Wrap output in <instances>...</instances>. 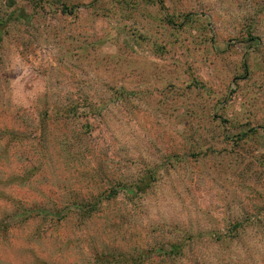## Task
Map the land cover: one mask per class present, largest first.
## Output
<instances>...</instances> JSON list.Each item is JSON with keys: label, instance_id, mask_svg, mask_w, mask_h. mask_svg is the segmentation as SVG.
Segmentation results:
<instances>
[{"label": "rangeland", "instance_id": "obj_1", "mask_svg": "<svg viewBox=\"0 0 264 264\" xmlns=\"http://www.w3.org/2000/svg\"><path fill=\"white\" fill-rule=\"evenodd\" d=\"M0 264H264V0H0Z\"/></svg>", "mask_w": 264, "mask_h": 264}, {"label": "trees", "instance_id": "obj_2", "mask_svg": "<svg viewBox=\"0 0 264 264\" xmlns=\"http://www.w3.org/2000/svg\"><path fill=\"white\" fill-rule=\"evenodd\" d=\"M111 194H113V192L111 193ZM90 209H86V212H87V214L89 213V212H91V210H92V206L91 207H89ZM176 249V248H175Z\"/></svg>", "mask_w": 264, "mask_h": 264}]
</instances>
